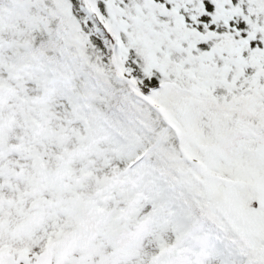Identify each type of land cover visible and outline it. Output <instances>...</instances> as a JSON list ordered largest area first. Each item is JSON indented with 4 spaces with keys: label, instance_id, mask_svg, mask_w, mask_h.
<instances>
[{
    "label": "snow or ice",
    "instance_id": "6c2138e0",
    "mask_svg": "<svg viewBox=\"0 0 264 264\" xmlns=\"http://www.w3.org/2000/svg\"><path fill=\"white\" fill-rule=\"evenodd\" d=\"M0 264H264V0H0Z\"/></svg>",
    "mask_w": 264,
    "mask_h": 264
}]
</instances>
